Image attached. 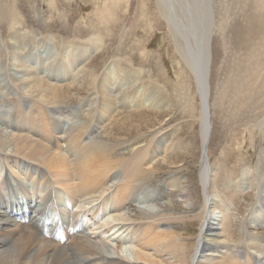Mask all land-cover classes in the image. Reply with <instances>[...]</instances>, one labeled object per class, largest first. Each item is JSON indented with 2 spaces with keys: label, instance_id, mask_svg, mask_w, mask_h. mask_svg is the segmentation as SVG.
I'll return each instance as SVG.
<instances>
[{
  "label": "bare ground",
  "instance_id": "obj_1",
  "mask_svg": "<svg viewBox=\"0 0 264 264\" xmlns=\"http://www.w3.org/2000/svg\"><path fill=\"white\" fill-rule=\"evenodd\" d=\"M210 1L155 0L180 63L193 81L194 87H191L200 104L194 120L199 124L202 156L198 184L202 197L198 209L191 211L193 218L189 225L175 219L177 202L169 197L167 187H177L161 182L163 184L160 183L154 193L144 194L146 182H154L152 179L160 172L154 165L159 162L166 165L165 156L173 148L167 145L165 134L157 139L164 131L163 127L155 130V135L150 138H146L150 134H144L146 139L130 138L132 140L125 143L113 142L110 133L99 134L100 128L106 125L118 136L130 134L132 131L122 129L130 125L134 112L163 107V94L159 89L143 84L138 80V72L121 70L113 61L99 76L95 71L83 68L98 46L65 45L61 54L55 55L57 53L51 54L45 41H39L36 45L38 54L34 56L25 41L13 37L14 43H9L8 50H0V72L6 80L12 78L7 67L19 64L24 57L36 61V70L29 72L30 67L23 64L21 76H14L11 83L6 82L0 88V91L16 94L14 107H9L11 110H5L3 114L0 111V173L4 171L0 182V264H264V215L260 216L264 213V197L258 201L256 210H250V219L241 225L239 240L235 235L237 239L232 241V226L222 211L224 196L214 188L217 171L204 156L211 124L209 90L205 86L206 75L200 67L206 69L210 64V41L215 27ZM206 9L209 13L205 17ZM102 17L104 22L112 19L108 15ZM1 22L6 23L13 34L18 21L7 10L6 16L0 17ZM198 51L203 60L201 64ZM49 52L50 57H47ZM7 56L10 65H7ZM186 75L180 76L177 92L181 102L176 103L181 105L184 113L191 114L193 92L185 83ZM43 77L68 82L72 88L82 91L88 84L85 83L93 80L90 95L93 98L86 99L84 110L74 108L81 116H86L87 121H76L66 129L59 128L56 115L52 114L62 118L76 117L65 114L62 93ZM253 84L246 85L247 88L243 85L246 91L238 94L241 107L247 98L252 100L253 95L264 90V85ZM89 101V105L95 106L94 110L86 109ZM136 115L140 125L146 117L140 113ZM155 118L159 120L158 116ZM137 129L138 125L133 127V130ZM124 151L129 154L125 156ZM260 161L264 163V153ZM176 162L175 158L171 163ZM149 165H153L155 171L151 179L143 170ZM263 171L258 168L254 172L260 174ZM243 172L247 174V170ZM28 182L34 185L32 189ZM13 183H16L14 188ZM45 189H48L47 193L41 195ZM181 190L178 189L182 193ZM177 197L184 198L183 195ZM35 200L38 202L33 206ZM159 207L165 209L154 210ZM80 209L83 215L78 214ZM192 226L198 227V233L190 238L186 234L193 231ZM108 228L110 231L106 232ZM179 230L185 231L186 240ZM115 233L119 238L114 249L122 252L123 248L129 247L131 262L115 256L111 251L113 243L107 244L111 238L104 241L105 237ZM102 245L110 250L105 252Z\"/></svg>",
  "mask_w": 264,
  "mask_h": 264
},
{
  "label": "rangeland",
  "instance_id": "obj_2",
  "mask_svg": "<svg viewBox=\"0 0 264 264\" xmlns=\"http://www.w3.org/2000/svg\"><path fill=\"white\" fill-rule=\"evenodd\" d=\"M210 2L212 17L215 21L210 41L208 76L211 133L204 156L211 168L217 171L214 188L221 196H224L221 199L222 211L228 216L234 233L232 241H234L237 238L239 240L242 233L241 225L244 220L250 219V212L258 208V201L264 197V171L260 174L254 172L258 168L264 169V163L260 161L264 153V124L262 127L259 126L260 123H264V90L258 95H253L252 100L247 98L242 107V102L238 99V94L246 91V85L250 83H254L253 86L264 85V0H211ZM7 10L16 16L18 22L16 30L13 31L14 35L6 23H0V50L4 48L3 50L7 51L9 43H14L13 37L25 41L34 56L38 54L36 45L39 41H45L51 54L57 53L55 55L61 54L65 45L98 46L97 51L84 63L83 68H89L99 76L113 61L120 66L121 70L130 69L138 72L139 81L161 91L163 107L158 108L159 110L154 108L150 111L142 109V111L134 112L131 121H128L130 125L122 129L132 131L130 134L118 136L115 131L110 130L111 127L105 124L103 125L105 127L100 128L99 134L103 133L106 136L110 133L113 142L123 141L125 143L132 139L141 141L143 138H150L155 135V130L163 127L164 131L158 134L157 139L159 140L160 136L165 134L168 139L167 145L173 148L168 153L169 155L165 156L166 165L159 162L160 164L154 165L155 167L153 165L143 167V170L150 174V179L155 176L153 167L160 171V175L157 173L156 178L152 179L154 182H146L144 194L154 193L161 182L167 186L177 187L168 188L166 186L169 197L173 198V202H177L178 209L174 214L175 219L182 220L189 225L193 218L191 211L198 209L199 200L202 197V190L198 184V171L202 156L199 124L194 120L198 116L200 104L194 93L193 81L180 63L172 38L168 36L169 31L159 16L155 0H0V17L4 18ZM208 13L209 9H206L204 16L206 17ZM107 15L113 20L104 22L105 19L102 16ZM216 26L221 30H217ZM50 52L47 57H50ZM9 58L7 56V65H10ZM31 60L24 57L19 64L10 66L11 69L7 67L12 76L11 79L6 80L0 72V88L6 82L11 83L10 80L14 76L15 78L21 76V70L24 71L23 64L30 67L29 72L36 70V61L31 62ZM183 73L187 74L185 83L191 93H194L191 94L192 115L184 113L181 105L176 103L181 102L177 86L181 82V75L183 78ZM47 78L48 82L58 87L62 93L65 114H72L76 117V119L74 117L71 119V116L62 118V116L52 114L56 115L59 128L66 129L76 121H87L88 118L81 116V113L74 111V108L82 107L84 110L86 99L93 91V80L87 81L85 84H88L82 91L72 88L68 82H55ZM47 78L43 77L44 80ZM13 85L16 84L13 83ZM236 85H239L238 88ZM255 90L259 89L255 88ZM15 95L9 90L0 91V104L5 103L6 106L0 107L2 114L7 109L11 110L9 107L15 104ZM89 104L90 101L86 109L91 107L94 110L95 106ZM136 113L146 117L141 120L140 125V120L136 119ZM157 116L159 120L155 118ZM145 122L151 125L147 126ZM136 124L138 129L133 130ZM144 134H150V136L145 138ZM123 153L127 156L129 151ZM175 158L177 162L172 164ZM159 160L160 157L157 161ZM259 162L263 168L258 165ZM244 170H247V174H243ZM46 172L51 174L48 170ZM3 177L4 171L0 173V182ZM15 185L16 183L12 184L13 188ZM27 185L30 189L34 186L30 182ZM178 189H182L183 192H179ZM47 191L48 189H45L41 195ZM178 195H183L184 198H179ZM34 202L38 201H33V206H35ZM159 203L158 201L157 204ZM162 209L165 208L159 207L154 210L160 212ZM72 210L75 212L76 208L73 207ZM82 211L80 209L78 214L83 215ZM263 215L264 213L260 214V216ZM193 227L191 229L194 232L186 234L190 238L198 233V227ZM109 228L105 231L109 232ZM181 231L179 230V233L186 240L185 231ZM93 235L91 236L94 237ZM102 235L103 233L100 238L103 237ZM109 236L105 237L107 239L104 241L110 238L113 240H109L107 244L113 243L111 251L115 253V256L131 262L129 247L123 248L122 252L114 249L115 241L119 238L118 233ZM102 248L105 252L110 250L103 245Z\"/></svg>",
  "mask_w": 264,
  "mask_h": 264
},
{
  "label": "water",
  "instance_id": "obj_3",
  "mask_svg": "<svg viewBox=\"0 0 264 264\" xmlns=\"http://www.w3.org/2000/svg\"><path fill=\"white\" fill-rule=\"evenodd\" d=\"M201 58H202V56H201V54H200V52L198 51V61L200 62L201 61ZM203 61V60H202ZM202 61L200 62V64L202 63ZM198 62V63H199ZM209 65H208V67L205 69V68H202V67H200V70H201V72L202 73H204V76L206 75V84H205V86H206V88L208 87V90H209V86H208V76H209ZM206 111H207V109H208V106H207V101H206Z\"/></svg>",
  "mask_w": 264,
  "mask_h": 264
}]
</instances>
